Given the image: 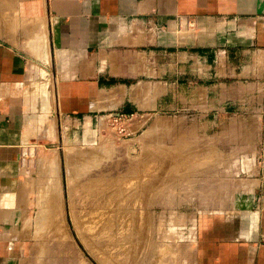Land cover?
<instances>
[{
	"label": "crops",
	"instance_id": "crops-1",
	"mask_svg": "<svg viewBox=\"0 0 264 264\" xmlns=\"http://www.w3.org/2000/svg\"><path fill=\"white\" fill-rule=\"evenodd\" d=\"M116 129L205 177L154 187L195 225L181 264H264V0H0V264L59 254L67 142Z\"/></svg>",
	"mask_w": 264,
	"mask_h": 264
},
{
	"label": "rangeland",
	"instance_id": "rangeland-1",
	"mask_svg": "<svg viewBox=\"0 0 264 264\" xmlns=\"http://www.w3.org/2000/svg\"><path fill=\"white\" fill-rule=\"evenodd\" d=\"M39 70L50 83L48 68ZM121 132L67 142L66 238L55 246L59 254L49 256L50 264H181L195 225L182 215L186 209L155 206L160 192L154 187L186 179L180 184L199 190L196 198L205 177L155 176L153 160L144 158L147 148L139 152V140L129 145Z\"/></svg>",
	"mask_w": 264,
	"mask_h": 264
},
{
	"label": "bare ground",
	"instance_id": "bare-ground-1",
	"mask_svg": "<svg viewBox=\"0 0 264 264\" xmlns=\"http://www.w3.org/2000/svg\"><path fill=\"white\" fill-rule=\"evenodd\" d=\"M6 19H7V18H6ZM6 19H5V20H6ZM1 24H2V23H1ZM9 24H10V23H9ZM40 24H41V23H40ZM42 24H43V23H42ZM7 25H8V24H7ZM11 25H12V24H11ZM9 26H10V25H9ZM41 26H42V25H41ZM43 26H44V25H43ZM12 27H13V26H12ZM38 27H39V26H37V29H38ZM7 28H8V27H7ZM7 28H6V29H7ZM37 29H35V30H37ZM38 32H40V31H38ZM38 32H37L36 34H38ZM41 33H42V32H41ZM41 33H40V34H41ZM32 34H35V33L33 32ZM32 34H31V35H32ZM29 35H30V34H29ZM28 37H29V36H28ZM30 37L32 38V36H30ZM31 38H30V40H31ZM35 38H36V37H35ZM38 38H39V37H38ZM40 38H41V37H40ZM44 38H45V37H44ZM25 40H26V38H25ZM32 40H34V39H32ZM28 41H29V39H28ZM43 41H44V40H43ZM38 42H39V41H38ZM38 42H36V43H38ZM40 43H41V39H40ZM34 44H35V42H34ZM35 45H36V44H35ZM42 45H43V44H42ZM30 47H33V45L30 46ZM30 47H29V48H30ZM36 52H37V50H36ZM51 86H52V84H51ZM133 125L135 126V123H134ZM132 127H133V126H132ZM132 127H131V128H132ZM131 130H132V129H131ZM49 158H50V157H49ZM54 159H55V158H54ZM54 159H53L52 161H54ZM57 205H59V204H57ZM58 208H60V207L58 206ZM54 211H55V210H54ZM57 211H58V210H57ZM55 213H56V212H55ZM56 215H57V214H56ZM56 215H55V216H56ZM57 217H58V216H57ZM76 223H77V221H76ZM78 224H79V222L77 223V226H79ZM75 225H76V224H75ZM80 226H81V224H80ZM81 227H82V226H81ZM81 227H80V228H81ZM78 228H79V227H78ZM64 233H65V232H64ZM78 260H79V259H78ZM80 260H81V259H80ZM82 261H83V259H82ZM79 262H80V261H79ZM83 264H84V262H83Z\"/></svg>",
	"mask_w": 264,
	"mask_h": 264
}]
</instances>
